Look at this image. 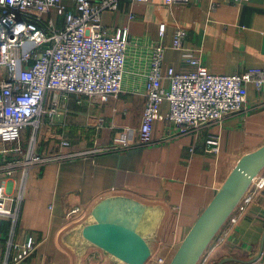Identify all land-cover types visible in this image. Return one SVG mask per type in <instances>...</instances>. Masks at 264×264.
Segmentation results:
<instances>
[{"label": "crops", "instance_id": "1", "mask_svg": "<svg viewBox=\"0 0 264 264\" xmlns=\"http://www.w3.org/2000/svg\"><path fill=\"white\" fill-rule=\"evenodd\" d=\"M64 2L71 5L73 0ZM102 23L110 32H128L122 90L106 101L87 94L57 95L58 112L42 123L37 142L44 156L98 151L52 160L28 172L16 223L9 217L2 221L0 264H91L96 252L114 260L84 239L81 231L91 221L92 207L116 194L134 197L148 207L140 231L149 241L151 256L172 258L238 160L264 144V85L258 89L254 84L247 86L244 110L197 133L178 135L166 117L169 102L164 100L152 143L121 147L116 142L128 132L138 139L155 45L165 46L164 72L169 67L176 72L192 69L182 50L173 47L177 28L187 31L184 47L194 51L209 72L232 74L264 66V0H193L172 5L165 0H123L117 9L103 12ZM161 23L167 25L163 35ZM163 84L167 87L169 79L164 78ZM31 132L28 128L25 138ZM213 137L219 142H209ZM64 140L71 144L64 146ZM19 176L17 171L4 178L10 194H16L13 187ZM76 206L87 213L68 217L67 211ZM224 226L206 252L209 256L203 258H210L211 264L264 261V189L244 211L236 208ZM31 236L35 251L18 263L7 262L8 252H16L11 245L24 244Z\"/></svg>", "mask_w": 264, "mask_h": 264}, {"label": "built area", "instance_id": "2", "mask_svg": "<svg viewBox=\"0 0 264 264\" xmlns=\"http://www.w3.org/2000/svg\"><path fill=\"white\" fill-rule=\"evenodd\" d=\"M121 1L73 0L68 5L64 0H0V175L3 176L0 179V236L4 217L14 223L18 219L26 176L33 167L98 151L92 148L44 156L38 151V134L42 123L58 112L57 95L87 94L106 101L122 90L128 32H110L102 23L103 12L117 9ZM176 2L187 4L193 0H165L168 5ZM160 25L163 35L167 25ZM186 35L184 28H177L173 47L182 50L192 69L176 72L169 67L164 72L165 46H154L139 136L135 139L130 132L123 133L116 138L121 147L153 142L154 122L164 100L169 102L166 117L175 124L178 135L192 134L244 110L248 84L258 89L264 85V66L232 74L209 72L201 58L184 47ZM164 78L169 79L167 87L163 84ZM51 95L54 96L52 105H48ZM28 128L32 132L26 139L24 132ZM209 142L219 141L213 137ZM62 144L71 143L64 140ZM17 171L20 179L13 187L16 194H10L4 178L14 176ZM263 189L264 174L259 173L239 201L240 209L249 207ZM87 211L76 206L67 211V216L83 217ZM11 247L16 252H8L6 261L18 263L35 251L36 243L31 236L24 244ZM170 259L157 256L151 264H168ZM254 264H264V261L259 258Z\"/></svg>", "mask_w": 264, "mask_h": 264}, {"label": "water", "instance_id": "3", "mask_svg": "<svg viewBox=\"0 0 264 264\" xmlns=\"http://www.w3.org/2000/svg\"><path fill=\"white\" fill-rule=\"evenodd\" d=\"M264 169L263 146L243 155L194 225L184 236L168 264H198L227 222L250 183ZM93 220L84 224V239L126 264H147L152 248L140 231L148 207L140 200L116 194L92 207Z\"/></svg>", "mask_w": 264, "mask_h": 264}, {"label": "rangeland", "instance_id": "4", "mask_svg": "<svg viewBox=\"0 0 264 264\" xmlns=\"http://www.w3.org/2000/svg\"><path fill=\"white\" fill-rule=\"evenodd\" d=\"M57 19V18H56ZM28 139V138H26ZM236 209V208H235ZM235 211V210H234ZM231 216V215H230ZM225 226L223 225V227L218 231L217 235L216 236H219L221 235L220 233H223L225 230H224ZM215 236V237H216ZM216 241V240H215ZM213 244V243H212ZM212 244H210V246L207 248V250L204 252V255H207L209 256L208 254H206V252L208 251V249H210V247L212 246ZM213 250V249H212ZM93 256V255H92ZM207 256H205V258H207ZM113 257V256H112ZM157 256H153L151 257V259L149 260V262H147V264H151L153 259L156 258ZM202 257L201 261L198 263V264H211L210 262V258L209 259H205ZM117 258L114 257V260H111L106 254L102 253H98L96 252L95 255H94V259H93V262L91 264H115L117 263L116 260ZM116 260V261H115Z\"/></svg>", "mask_w": 264, "mask_h": 264}, {"label": "bare ground", "instance_id": "5", "mask_svg": "<svg viewBox=\"0 0 264 264\" xmlns=\"http://www.w3.org/2000/svg\"><path fill=\"white\" fill-rule=\"evenodd\" d=\"M262 171H263V170H262ZM262 171H261V172H262ZM261 172H260V173H261ZM256 178H257V176H255V178L252 180V182H251L252 184H254V182H255ZM239 204H240V205H239ZM239 204H238V208H241V206H242V203H239ZM90 219H91V220H93V219H94L92 215H91ZM226 221H227V220H226ZM118 259H119V258H118ZM119 260H120V261H122L121 259H119ZM122 262H123V261H122Z\"/></svg>", "mask_w": 264, "mask_h": 264}]
</instances>
